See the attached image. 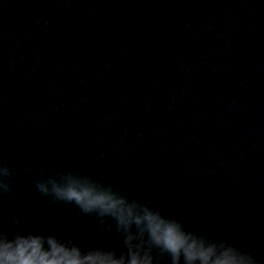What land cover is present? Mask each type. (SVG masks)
<instances>
[{"label":"water","instance_id":"obj_1","mask_svg":"<svg viewBox=\"0 0 264 264\" xmlns=\"http://www.w3.org/2000/svg\"><path fill=\"white\" fill-rule=\"evenodd\" d=\"M0 155L5 215L89 240L30 190L84 170L264 257V0H0Z\"/></svg>","mask_w":264,"mask_h":264},{"label":"clouds","instance_id":"obj_2","mask_svg":"<svg viewBox=\"0 0 264 264\" xmlns=\"http://www.w3.org/2000/svg\"><path fill=\"white\" fill-rule=\"evenodd\" d=\"M19 174L0 155V264H264L234 240L190 227L128 185L84 170L41 165L30 190L74 206L95 225L89 240L42 228L27 214L5 215V198L19 191ZM114 236L118 245L111 243Z\"/></svg>","mask_w":264,"mask_h":264}]
</instances>
